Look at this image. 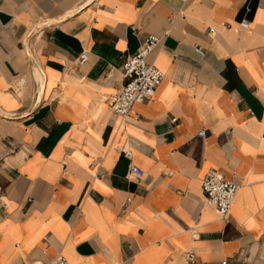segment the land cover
I'll use <instances>...</instances> for the list:
<instances>
[{
  "label": "crops",
  "instance_id": "obj_1",
  "mask_svg": "<svg viewBox=\"0 0 264 264\" xmlns=\"http://www.w3.org/2000/svg\"><path fill=\"white\" fill-rule=\"evenodd\" d=\"M147 35L164 78L115 117L121 63ZM208 170L238 183L224 218L202 205ZM187 251L264 264V0H0V264Z\"/></svg>",
  "mask_w": 264,
  "mask_h": 264
},
{
  "label": "built area",
  "instance_id": "obj_2",
  "mask_svg": "<svg viewBox=\"0 0 264 264\" xmlns=\"http://www.w3.org/2000/svg\"><path fill=\"white\" fill-rule=\"evenodd\" d=\"M241 28H246V23L239 24ZM212 29L208 30V34H212ZM161 37L155 35H147L138 45L135 52L126 56L120 67V74L123 80L122 85L115 90L111 101L110 109L113 116L124 118L133 104H139L149 101L162 82L163 73L147 62V57L152 53L154 48L160 43ZM197 55H202L203 51L200 47H194ZM87 60L86 53L82 52L76 61V67L82 66ZM21 78L17 79V84H22ZM174 119L170 122L174 123ZM198 136H202L203 132L199 131ZM128 175L133 178H139L142 171L136 166L128 167ZM238 191V183L224 179L215 170H208L203 176L200 183V195L202 205L212 208L217 216L224 218L234 201ZM185 264H194L195 258L191 251L183 254ZM44 264H68L60 255L45 262ZM220 264H225L221 262Z\"/></svg>",
  "mask_w": 264,
  "mask_h": 264
}]
</instances>
